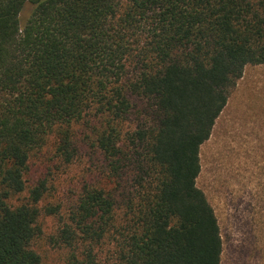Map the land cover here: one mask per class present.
I'll list each match as a JSON object with an SVG mask.
<instances>
[{"label":"trees","instance_id":"1","mask_svg":"<svg viewBox=\"0 0 264 264\" xmlns=\"http://www.w3.org/2000/svg\"><path fill=\"white\" fill-rule=\"evenodd\" d=\"M249 65L264 0H0V264L43 216L63 264H221L201 148Z\"/></svg>","mask_w":264,"mask_h":264},{"label":"rangeland","instance_id":"2","mask_svg":"<svg viewBox=\"0 0 264 264\" xmlns=\"http://www.w3.org/2000/svg\"><path fill=\"white\" fill-rule=\"evenodd\" d=\"M29 12L27 7L23 20ZM201 165L197 186L218 219L221 264H264V65L245 68L201 148ZM73 177L72 172L64 179ZM41 223L37 249L44 264H63V252L51 241L59 218L43 216Z\"/></svg>","mask_w":264,"mask_h":264}]
</instances>
